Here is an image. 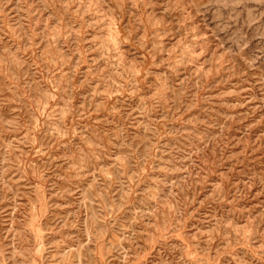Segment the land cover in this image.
I'll return each instance as SVG.
<instances>
[{
    "label": "rangeland",
    "instance_id": "374dc122",
    "mask_svg": "<svg viewBox=\"0 0 264 264\" xmlns=\"http://www.w3.org/2000/svg\"><path fill=\"white\" fill-rule=\"evenodd\" d=\"M0 264H264V0H0Z\"/></svg>",
    "mask_w": 264,
    "mask_h": 264
}]
</instances>
